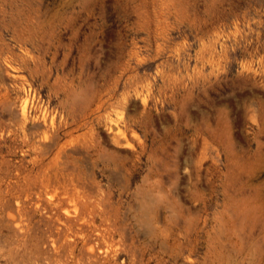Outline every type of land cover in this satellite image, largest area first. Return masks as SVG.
<instances>
[{"label":"rangeland","instance_id":"obj_1","mask_svg":"<svg viewBox=\"0 0 264 264\" xmlns=\"http://www.w3.org/2000/svg\"><path fill=\"white\" fill-rule=\"evenodd\" d=\"M0 264H264V0H0Z\"/></svg>","mask_w":264,"mask_h":264}]
</instances>
